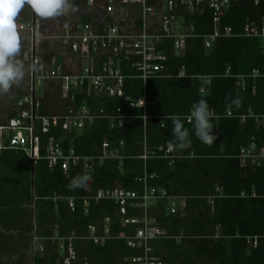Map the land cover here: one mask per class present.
<instances>
[{
  "label": "trees",
  "instance_id": "obj_1",
  "mask_svg": "<svg viewBox=\"0 0 264 264\" xmlns=\"http://www.w3.org/2000/svg\"><path fill=\"white\" fill-rule=\"evenodd\" d=\"M75 10L58 18L44 19L25 5L14 17L16 24H33L35 53L46 68L62 61L64 74H78L87 54L74 52L59 36L66 27L73 29L81 18L96 19L103 7L87 10L83 1L75 2ZM131 5L117 2L114 20L122 31H136L139 19ZM160 12L147 20L150 33L160 32ZM199 34L214 30L213 19L204 9L189 18ZM264 21V0H239L222 15L220 28H230L234 36L217 38L210 49L201 37L187 40L180 54L170 51L163 76L147 80L146 87L137 77L128 78L114 97L94 99L85 90L65 93L62 80L46 79L35 97L37 116H67L83 103L92 109H104L114 115L121 108L126 117L121 128L111 127L107 118L97 119L82 131L69 132L66 121L49 134L39 133L41 152L45 155L47 138L55 136L65 149L73 146L78 154L99 155L108 140L115 145L124 142L119 158L99 162L93 174L82 167L69 173L50 169L41 159L35 166L18 149L5 150L0 159V264H32V236L43 239V251L36 253L33 264H63L59 257V241L51 238L75 235L77 258L73 264H133L131 258L140 251L128 248L121 239L95 244L86 237L89 227L110 217L114 235L133 232L125 218L118 215L111 200H92L88 214L77 202L75 211L68 205L70 197L91 196L102 188L126 187L139 190L136 177L148 172L151 185L165 188L170 194L186 198V207L169 214L163 206L151 208L166 230L167 237L154 240L157 264H264V157L259 164L242 165L241 148L256 144L264 148V124L247 116L249 109L264 113V38L245 37L244 26L254 23L258 29ZM21 39L25 76L9 93L0 94V123H5L17 110L18 102L30 93L32 31L16 29ZM131 58L123 57L124 73L133 74ZM231 68L232 76H224ZM258 70L260 75L253 76ZM211 75L210 92L200 93L198 76ZM244 76V87L238 86ZM255 88V89H254ZM146 95L150 104L143 108L137 102ZM12 96V97H9ZM200 99L214 112L213 132L218 139L207 146L196 138L193 122L188 120L192 105ZM238 100L239 103H232ZM28 107L29 106H25ZM147 118L144 119L143 116ZM171 116L182 120L189 130L192 146L174 150L175 158L150 154L173 141ZM242 116H246L244 119ZM147 148L150 157L140 158ZM77 175H91V190L67 187ZM34 183V188H33ZM221 188L217 194V188ZM214 197V198H212ZM212 198V199H211ZM5 257H15L6 261Z\"/></svg>",
  "mask_w": 264,
  "mask_h": 264
},
{
  "label": "built area",
  "instance_id": "obj_2",
  "mask_svg": "<svg viewBox=\"0 0 264 264\" xmlns=\"http://www.w3.org/2000/svg\"><path fill=\"white\" fill-rule=\"evenodd\" d=\"M83 1L87 10L103 7V13L99 12L96 19L81 18L73 29L66 27L61 38L63 44L70 45L74 52L83 51L87 54L86 60L78 74L66 75L62 61H55L51 67L46 68L43 59L36 55L33 58L31 50V85L30 93L24 96L17 105L16 113L5 123H0V159L3 151L18 149L29 157L33 166L41 159L48 161L50 169L60 168L69 173L71 169L82 167L84 173L93 174L97 163L110 158H119L121 147L105 140L102 144V153L99 155L78 154L73 146L65 149L61 141L55 136L47 138L45 155L41 152V138L39 133L49 134L51 129L59 125L60 119L66 121L69 132L82 131L85 126L93 124L97 119L107 118L111 121V127L121 128L124 126L126 117L121 108H117L114 115L108 114L104 109H92L86 102L75 109L70 110L64 117L60 116H37L34 113L35 97L38 89L46 79L62 80L65 93L69 90H85L94 99L98 97H114L117 90L121 89L128 78L137 77L146 87L147 80L161 77L166 69V62L170 51L180 54L186 47L190 38L201 37L204 46L210 49L215 40L220 37L234 36L230 28L222 32L220 22L222 15L239 0H72ZM117 2L131 5L134 11L139 12V23L136 31H122L113 19ZM259 4L261 0H254ZM207 9L210 12L214 30L209 34H199L193 20L189 19L196 13ZM68 11L66 13H70ZM160 12V32L150 33L147 30V20ZM23 29L34 31L33 24L22 25ZM245 37H263L264 21L262 27L254 23H247L243 33ZM131 58L129 66L133 74L124 73L122 67L123 57ZM260 75L258 70L253 71V76ZM224 76L230 77L231 68L228 67ZM200 81L201 95L210 92L212 81L211 75L198 76ZM238 86L244 87V76H239ZM255 89V88H254ZM146 108L148 102L146 95L137 102ZM25 106H29L25 107ZM247 116L255 117L259 123L264 124V113L255 114L249 109ZM246 116H242L244 119ZM147 118L146 115L143 116ZM174 150L170 148L169 142L160 146L150 154H158L162 158H175ZM147 148L140 156L145 162L150 157ZM264 157V148L259 149L256 144L244 146L239 153L240 163L244 166L248 163L259 164ZM153 177L147 171L136 177L135 181L140 185L139 190H131L126 187L102 188L95 194L89 196L70 197L68 205L71 211L77 208V202L83 205L85 214L89 213L92 200H111L116 205L118 215L125 218L129 225L134 227L133 232L114 235L111 231L110 217H106L101 224H93L89 227L86 237L95 244H105L111 239H121L128 248L140 251L139 255L131 258L133 264H157L152 241L167 237L166 230L161 226L159 220L150 214L151 208L163 206L169 214L182 212L186 207V198L170 194L165 188L151 185L149 180ZM221 188H217L220 194ZM214 198V197H212ZM211 198V199H212ZM52 240L59 241V247L63 252V264H73L77 258L75 240L77 237L71 235L60 237L57 233ZM43 251V245L39 246Z\"/></svg>",
  "mask_w": 264,
  "mask_h": 264
},
{
  "label": "clouds",
  "instance_id": "obj_3",
  "mask_svg": "<svg viewBox=\"0 0 264 264\" xmlns=\"http://www.w3.org/2000/svg\"><path fill=\"white\" fill-rule=\"evenodd\" d=\"M28 5L41 18H58L68 11H74L76 6L72 0H0V94H7L18 85L25 76L24 64L17 59L21 53V39L14 23L15 15ZM232 103L238 104L239 101ZM214 112L209 108L205 99H200L192 105L188 120L193 122L194 135L201 143L212 146L218 139L214 134L212 120ZM172 121V135L170 141L173 150H185L192 146V140L182 120L177 116L170 117ZM91 175H77L69 185V190L77 188L91 190Z\"/></svg>",
  "mask_w": 264,
  "mask_h": 264
},
{
  "label": "rangeland",
  "instance_id": "obj_4",
  "mask_svg": "<svg viewBox=\"0 0 264 264\" xmlns=\"http://www.w3.org/2000/svg\"><path fill=\"white\" fill-rule=\"evenodd\" d=\"M134 14H135V16L136 17H138L139 16V12L138 11H134L133 12ZM15 23V22H14ZM15 25H16V29H21L22 28V25L21 24H16L15 23ZM34 28V27H33ZM33 33V32H32ZM32 40H33V43H32V47H31V50H33L34 48H35V45H34V43H35V41H34V37H33V34H32ZM17 59H19L21 62L23 61V58L21 59V58H19V57H17ZM5 95H2L1 94V98H3V100H5V98L7 99V97H5ZM9 97H12V96H9ZM37 244H38V242H36L35 244H34V251L37 253V251H39V247L37 246ZM36 253H34L35 255H36ZM34 255V256H35ZM31 256H32V253H31ZM6 259V261H9L10 260V258H8V257H5ZM13 260H15V257H11V260L10 261H12L13 262Z\"/></svg>",
  "mask_w": 264,
  "mask_h": 264
},
{
  "label": "crops",
  "instance_id": "obj_5",
  "mask_svg": "<svg viewBox=\"0 0 264 264\" xmlns=\"http://www.w3.org/2000/svg\"><path fill=\"white\" fill-rule=\"evenodd\" d=\"M36 242H38L37 246L39 247L40 245L43 244V239L34 235V241H33V243L35 244ZM37 252H38V251H37ZM34 253H36V252L34 251ZM58 253H59V257H60V259L62 260V259H63V252H62V250H61L60 247H59V249H58ZM34 255H35V254H34ZM58 264H59V263H58Z\"/></svg>",
  "mask_w": 264,
  "mask_h": 264
},
{
  "label": "water",
  "instance_id": "obj_6",
  "mask_svg": "<svg viewBox=\"0 0 264 264\" xmlns=\"http://www.w3.org/2000/svg\"><path fill=\"white\" fill-rule=\"evenodd\" d=\"M33 37H34V41H35V29H34V31H33ZM34 45H35V43H34ZM35 57V48L33 49V58ZM33 96H34V99H35V91L33 90ZM34 113H35V109H34ZM33 188H34V183H33ZM33 241H34V234H33V236H32V251H31V253H32V264H33V259H34V243H33Z\"/></svg>",
  "mask_w": 264,
  "mask_h": 264
}]
</instances>
